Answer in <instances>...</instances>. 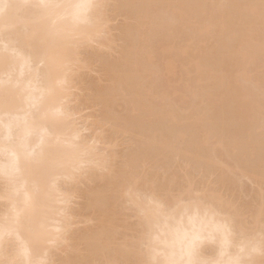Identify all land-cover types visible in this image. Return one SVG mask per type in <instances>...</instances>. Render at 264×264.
Masks as SVG:
<instances>
[{
    "label": "bare ground",
    "instance_id": "1",
    "mask_svg": "<svg viewBox=\"0 0 264 264\" xmlns=\"http://www.w3.org/2000/svg\"><path fill=\"white\" fill-rule=\"evenodd\" d=\"M3 3L11 7L0 11V225L11 235L0 239V261L138 260L146 257L131 249L149 234L152 257L180 264H214L241 248L259 247L264 229V22L259 0ZM80 3L109 5L103 13L107 28L114 17L109 15L125 20L116 28L118 49L109 30V37L102 38L96 83L82 71L96 63L90 50L97 48L87 40L96 32L98 13L89 10L90 21L81 22L72 7ZM44 40L55 41L52 50L58 54L47 65L36 55ZM104 51L118 55L107 57ZM74 90L87 91L81 99L101 107V126L111 124L115 137H129L131 149L120 164L112 150L99 149L106 135L83 136L78 109L70 107L79 98ZM56 110L62 115L38 118ZM63 139L79 149L59 145ZM42 159L58 164L42 174ZM244 177L258 186L249 204L234 196L236 187L246 188ZM83 180L90 186L81 193L77 189ZM129 183L140 197V208L132 214L119 196ZM77 192L86 201L83 221L93 223L84 229L78 222L74 229L82 207L77 214L70 212ZM186 193L203 199L192 221L174 211L187 201L168 199ZM129 214L136 224L132 219L130 225ZM64 250L68 255H59V262L55 256ZM252 258L260 264L258 252Z\"/></svg>",
    "mask_w": 264,
    "mask_h": 264
},
{
    "label": "snow or ice",
    "instance_id": "2",
    "mask_svg": "<svg viewBox=\"0 0 264 264\" xmlns=\"http://www.w3.org/2000/svg\"><path fill=\"white\" fill-rule=\"evenodd\" d=\"M11 7L10 5H6L3 3V0H0V11L5 8ZM76 9L77 18L81 20V22L88 23L90 21V17L87 16V12L89 10H96L98 13V19L94 21L96 32L88 37L87 44L93 47H103L102 38L107 35L108 28L107 24L103 19V13L110 6L102 3H80L72 6ZM245 7L254 8L256 5H246ZM261 13V20L264 22V0H259L258 5ZM67 39V38H64ZM55 41H40L39 47L36 50L37 58L41 65H47L50 61L57 59V53L52 50V46ZM65 82V81H61ZM58 115H62L59 110H56L53 113H41L38 118L41 120H47L50 118H55ZM57 143L66 148L71 149H79V145L76 144L73 140L63 139L58 140ZM88 151L93 149L89 148ZM40 165V171L42 174H46L50 168H54L57 166L58 161L55 159L49 160H40L38 161ZM120 200L123 203L124 207L129 212H135L138 208H140V197L137 193L134 192V185L129 183L126 185L121 192L119 193ZM169 200L175 201L177 199H182L187 201V204L181 208L179 205L174 211L181 212L183 215L188 216L189 220L192 221L200 214V205L203 203V199L201 196H194L192 193H186L182 197H176L175 195L169 196ZM5 234L11 235L10 231H6L4 226L0 225V239H3ZM142 239L140 241L135 242L132 247V251H139L144 257L143 259L138 260H128V261H118V262H97V264H180V262L174 259H166V260H158L151 256L152 252V241L150 238ZM259 253L261 257L260 264H264V229L261 232V241L259 247H251V248H241L240 253L232 260L229 261V264H255L254 259L252 258L256 253ZM0 264H17L15 261H0ZM30 264V262H29ZM91 264V262H89ZM190 264H201L200 261L194 260L190 261Z\"/></svg>",
    "mask_w": 264,
    "mask_h": 264
},
{
    "label": "rangeland",
    "instance_id": "3",
    "mask_svg": "<svg viewBox=\"0 0 264 264\" xmlns=\"http://www.w3.org/2000/svg\"><path fill=\"white\" fill-rule=\"evenodd\" d=\"M109 14H113V12H111V13H109ZM116 15H117V14H116ZM111 16H114L115 18H114V17L111 18ZM109 18H111V19H109ZM113 18H114V19H113ZM108 19H109V25H108V26H109V28L111 29V30H110V29L108 28V30H109V33H112V34H111V35H112L111 37H113V39H114V37H115V39H114V40H115V43L117 42V44H116V49H118V46L121 45V42L119 41L120 36H121V35H119V34H121V33H120V30H118V29H120L121 25L124 24V21H125V20H123L124 18H123L122 16H121V17H119V15H118V16H115V13H114V15H109ZM112 19H113V21H111ZM110 23H111V24H110ZM110 25H111V26H110ZM111 27H112V28H111ZM118 27H119V28H118ZM116 28H118V29H116ZM112 29H113V30H112ZM110 31H112V32H110ZM118 31H119V32H118ZM109 33H107V36H108V37H109V35H108ZM115 33H116V34H115ZM116 36H117V37L119 36V37L117 38ZM116 39H117V40H116ZM118 44H119V45H118ZM117 45H118V46H117ZM94 48H95V47H94ZM96 48H97V49H94V50L91 49V50H90V51H92L91 53H92L93 55L95 54L94 57H96V58L93 57L94 60H96V63H95V61H94V62H93L94 64L92 63V65H90V66H92L95 70H94L92 67H90L91 70H90V69H85L84 72L82 71V73H83L82 76L85 77V74H86V76L88 77L87 80H88V79H89V81H90V80H91V81L93 80L92 82H95V81L98 82V81H99V78H100L99 76H101V72H100V69H99V68H100V62H99V59H98L100 56L98 57V56L96 55V54L100 55L101 52H99V51H101V50L99 49V47H96ZM113 48L115 49V45H114ZM95 50H96L97 52H96ZM98 50H99V51H98ZM90 51H89V52H90ZM116 51H117V50H116ZM104 52L106 53L107 51H104ZM85 53L88 54L87 51H85L84 54H85ZM113 53H115V51H114V52H111V54L109 53V54L111 55V57H115V56L118 55L117 52H116L115 55H114ZM92 54H91V55H92ZM109 54L107 55V53H106V56H107V57H108V56L110 57ZM93 55H92V56H93ZM112 55H113V56H112ZM97 61H98V62H97ZM97 63H98V64H97ZM94 65H95V66H94ZM96 65H98V66H96ZM96 67H97V68H96ZM97 69H99V70H97ZM88 70H89V71H88ZM93 70H94V72H92ZM95 71H97V72H95ZM87 72H88V73L91 72V73L88 74ZM89 75H90V76H89ZM91 76H92V77H91ZM97 77H98V78H97ZM91 78H92V79H91ZM91 81H90V82H91ZM95 83H96V82H95ZM97 84H98V83H97ZM102 84L105 85L106 83L103 82ZM99 85H100V83L98 84V86H99ZM100 86H103V85H100ZM74 91H75L74 94H76V95L79 94V95H77V96H79L80 99L78 98V99L75 100V97H74V98L72 99L73 102H71V104H72L73 106L70 104V107H71V108L73 107V110H75V109L77 110V109H78V110H77V113H76V114H77V115H76V118H77L76 120H77V121H78V120H79V121L81 120V122L78 121V123H79V127H80V128H83V127H81V126H84V128H85V130H86V131H85V130L83 129V136H85L86 138L88 137L89 139H91L92 137H94V136H98L99 134H100V137H101V134H102L103 137H105V135H106L105 138L101 137V139L103 138V140L99 143L101 146L98 144V146H100L99 149L103 147V148H104L103 151H106V152H107V151H108V152L110 151V153H111V150H112V154H113V152H114V154H116V156H117V158H118V159L116 158V162H115V163L120 164L123 160H122L121 162H120L119 160H121V158L123 159V158L125 157V156H123V155H124V154L126 155V153H128V152L130 151V149H131L130 143H127V142H129V139H128L129 137H128L127 135H124V134L122 135V133H120L121 135L118 134V137H117V136L115 137V132H114V130H113V131L111 130V129L113 128V126H112L111 124H108V126H107V125H104L105 127L107 126V128H105V127L103 126V124H102V126H101V123H100V121H101V116H99V115H101V114H100V112H101V109H100V108H101V107L99 106V107H100V108H99L97 105L95 106V104L92 105L93 103L88 102V101H85V102H84V100H86L85 98H83L84 100L81 99V98H82V96H80L81 93L84 95L83 97H86V93H87V94H90V93H88L87 91L84 90L86 93H85L84 91H78V90H74ZM78 92H79V93H78ZM83 92H84V93H83ZM77 96H76V97H77ZM74 100H75V101H74ZM80 100L83 101L84 103L81 102ZM77 102H78V103H77ZM80 102H81V104H80ZM87 102H88V103H87ZM74 103H75V104H74ZM82 103H83V104H82ZM86 104H87V105H86ZM75 105H76V106H75ZM80 105H82V106H80ZM83 106H85V107H83ZM74 107H75V109H74ZM97 107H98V108H97ZM81 108H82V109H81ZM80 110H81V111H80ZM75 112H76V111H75ZM78 117H79L80 119H79ZM98 121H99V122H98ZM96 122H98V123H96ZM99 124H100V125H99ZM97 125H98V126H97ZM109 125L112 126V127H110ZM94 127H95V128H94ZM103 127H104V129H105L107 132L103 129ZM108 127H110V128L108 129ZM87 128H89V131H88ZM92 128H93V130H92ZM100 128H101V129H100ZM102 129H103V130H102ZM113 129H114V128H113ZM97 130H98V131H97ZM100 130H102L103 132L100 131ZM108 130H109V131H108ZM84 131H85V132H84ZM94 131H96V132H94ZM99 132H100V133H99ZM104 132H105L106 134H105ZM113 132H114V135H113ZM92 133H93V134H92ZM97 133H98V134H97ZM90 134H91V135H90ZM96 134H97V135H96ZM103 134H104V135H103ZM92 135H93V136H92ZM107 135H109V137H108ZM112 135H113V136H112ZM90 136H91V137H90ZM126 136H127V137H126ZM111 137H112L113 139H112ZM106 138H108V139H107V142H106ZM110 138H111V140H110ZM114 138H115V139H114ZM116 138H117V139H116ZM104 140H105V141H104ZM109 140H110V141H109ZM116 140H117V141H116ZM111 142H112L113 145L111 144ZM108 143H110L111 145L108 144ZM114 143H115V145H114ZM117 143H118V144H117ZM128 144H129V147H128ZM102 145H103V146H102ZM106 146H108V147H106ZM109 146H110V147H109ZM112 146H113V147H112ZM126 146H127V147H126ZM105 147H106L108 150H106ZM115 149H116L117 151H116ZM128 149H129V150H128ZM101 150H102V149H101ZM101 150H100V151H101ZM125 151H126V152H125ZM106 152H105V153H106ZM115 152H116V153H115ZM117 152H118L119 154H118ZM122 154H123V155H122ZM121 155H122L123 157H122ZM117 160H118V161H117ZM198 176H200V178H201V175H197V177H198ZM200 178L198 177V178H196V180L198 179V181H199ZM215 178H216V177L210 178V181L214 183V182L216 181ZM248 180H250V179H248V178H246V177H244V179L241 180V181L245 182L244 184H246V186H244V185H243V186L246 187V188H243V189H240V188H239V189H238V188L236 187V188L234 189V191L237 190L236 192H239L240 190H243V191H241L240 194H236V192H234L235 194L233 193L234 196H235V200H238V201H239V200H240V201L244 200V202H245L246 204H247V203L249 204V203L253 200V197H254V196L252 195V193H253L252 191L255 192V191L258 190V188H257L258 186L255 185V183L252 182V180H250V181H248ZM198 181H197V182H198ZM85 182H86V180H85ZM85 182H84V180H83L82 183H80L81 185L79 184L80 187H79V185L76 186L77 188L79 187V189H77V190L81 191V193H83V191H85L86 188H88V187L90 186V182H88V181H87L86 183H85ZM87 183H88V184H87ZM213 183H211V184H213ZM85 184H86V185H85ZM84 186H85V187H84ZM214 186H215V185H214ZM196 187H197V186H196ZM216 187H217V186H216ZM238 187H239V186H238ZM80 188H81V189L83 188L84 190H83V189L81 190ZM254 189H255V190H254ZM77 190H76V191H77ZM244 191H245V192H244ZM250 191H251V192H250ZM243 192H244V193H243ZM77 193H79V192H77ZM77 193H76V195H77ZM81 193L78 194V195H79L78 197H75L76 199H74V201L72 200V202H71V204L73 203L72 206H71V204H70V206L72 207V208H71L72 210H70L71 213L76 212V210H77L78 213H79V212L81 211V210H80L81 207H82V209H83V211H81V213L77 214V212H76L77 216H76V215L74 216V217H75L74 219H77L76 223H75V220H74V223L76 224V225L74 224V225H75V228H74V229H76L77 227H80V226H82V225H83V229H84V227L86 228L87 223H88V226L91 225L90 222H86V221H85V222H86V225H85V222L83 221V220H86V218H85L86 215H85V213H83V212H84V208H85V207H83V206H85L84 204H85L86 201H85V198L81 197V195H80ZM253 194H254V193H253ZM236 195H238V198H239V199L236 197ZM242 195H243V196H242ZM239 196L241 197L242 200L240 199ZM246 196H247V197H246ZM249 196H251L250 198H251L252 200L249 198ZM245 197H246V198H245ZM243 198H244V199H243ZM248 198H249V199H248ZM247 199H248V200H247ZM250 200H251V201H250ZM240 201H239V203H241V204H245L244 202H240ZM248 201H249V202H248ZM75 202H76V203H75ZM82 203H83V204H82ZM75 204H76V205H75ZM73 205H74L75 207H74ZM79 206H81V207H79ZM78 209H79V210H78ZM128 212H129V211H128ZM128 212H127V213H128ZM82 213H83V215H82ZM125 213H126V211H125ZM127 213H126V214H127ZM129 213L132 214V212H129ZM74 214H75V213H74ZM130 214H129V215H130ZM129 215H128V216H129ZM130 216H131V215H130ZM130 216H129V217H130ZM76 217H80V220H82L81 222H82V223L84 222V223H83V224H82L81 222L79 223L80 220L78 221V218H76ZM131 217H132L131 220H130V218H129V221H128V222L130 223V225H131V224L133 225L134 223L136 224L137 219L134 218L133 216H131ZM81 218H82V219H81ZM132 219L135 220L134 223H132V222H133ZM77 222H78V226H77ZM92 225H93V223H92ZM92 225H91V226H92ZM76 226H77V227H76ZM77 229H79V228H77ZM80 229H82V228L80 227ZM129 232H130V231H129ZM129 232H127V233H129ZM129 234H130V233H129ZM132 234H133V233H132ZM127 235H128V234H127ZM130 235H131V234H130ZM64 251H65V250H64ZM64 251H61V253L58 252V253L56 254L55 258H58L57 256L60 255V256H63V257H61V258L63 259L65 255H68V254H67V250L65 251V253H63ZM68 253H70V252H68ZM60 256H59V259H57L59 262H61ZM65 257H66V256H65ZM56 263H57V262H56ZM58 264H59V263H58Z\"/></svg>",
    "mask_w": 264,
    "mask_h": 264
},
{
    "label": "clouds",
    "instance_id": "4",
    "mask_svg": "<svg viewBox=\"0 0 264 264\" xmlns=\"http://www.w3.org/2000/svg\"><path fill=\"white\" fill-rule=\"evenodd\" d=\"M240 252H237L234 256L232 257H229V258H225L223 260H220V261H217V262H214V264H229V261L234 259ZM166 260V259H164ZM163 261V260H162ZM183 264H190V261L189 262H183Z\"/></svg>",
    "mask_w": 264,
    "mask_h": 264
}]
</instances>
